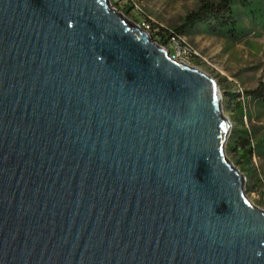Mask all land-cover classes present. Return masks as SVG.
<instances>
[{
  "label": "water",
  "instance_id": "1",
  "mask_svg": "<svg viewBox=\"0 0 264 264\" xmlns=\"http://www.w3.org/2000/svg\"><path fill=\"white\" fill-rule=\"evenodd\" d=\"M221 99L110 0H0V264H264Z\"/></svg>",
  "mask_w": 264,
  "mask_h": 264
},
{
  "label": "rangeland",
  "instance_id": "2",
  "mask_svg": "<svg viewBox=\"0 0 264 264\" xmlns=\"http://www.w3.org/2000/svg\"><path fill=\"white\" fill-rule=\"evenodd\" d=\"M110 3L115 11L146 31L151 41L166 49L169 43L155 40V31L159 28L174 30L188 12L198 7L197 0H110ZM259 6L264 12V0H260ZM237 14L241 28L238 38L210 34L201 25L180 35L199 52L189 64L217 81L222 109L232 126L246 129L251 136L256 149L251 160L245 161L228 150L229 139L226 154L245 175L248 198L264 210V107L246 95L247 90L264 82V13L256 18L237 6ZM236 100L242 104V120L234 109ZM257 141H260L259 146Z\"/></svg>",
  "mask_w": 264,
  "mask_h": 264
},
{
  "label": "trees",
  "instance_id": "3",
  "mask_svg": "<svg viewBox=\"0 0 264 264\" xmlns=\"http://www.w3.org/2000/svg\"><path fill=\"white\" fill-rule=\"evenodd\" d=\"M197 1L198 7L188 12L184 16L183 22L175 27L174 30L157 29L155 31V40L166 44L173 33L184 34L196 30L198 25H201L210 34L238 38L241 34V28L238 20L237 6L243 7L251 16L256 18L261 17L264 13L259 6L260 0ZM125 7L127 9L130 8L128 5H125ZM246 95L264 107V82H259L257 87L247 90ZM234 107L238 112L239 118L242 120L244 114L241 102L236 100ZM259 142L257 141L256 145L259 146ZM227 149L233 151L234 154H237L245 161L251 160L252 155L256 151L247 130L236 126H232Z\"/></svg>",
  "mask_w": 264,
  "mask_h": 264
},
{
  "label": "built area",
  "instance_id": "4",
  "mask_svg": "<svg viewBox=\"0 0 264 264\" xmlns=\"http://www.w3.org/2000/svg\"><path fill=\"white\" fill-rule=\"evenodd\" d=\"M170 57L173 60L190 62L193 57L199 55V52L194 49L180 34H172L168 40Z\"/></svg>",
  "mask_w": 264,
  "mask_h": 264
}]
</instances>
